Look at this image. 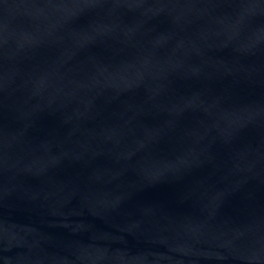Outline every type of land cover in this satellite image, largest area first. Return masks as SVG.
Here are the masks:
<instances>
[{
    "label": "water",
    "instance_id": "1",
    "mask_svg": "<svg viewBox=\"0 0 264 264\" xmlns=\"http://www.w3.org/2000/svg\"><path fill=\"white\" fill-rule=\"evenodd\" d=\"M0 264H264V0H0Z\"/></svg>",
    "mask_w": 264,
    "mask_h": 264
}]
</instances>
